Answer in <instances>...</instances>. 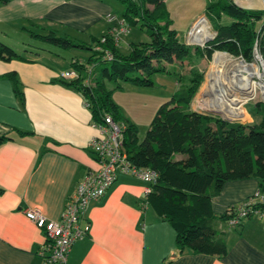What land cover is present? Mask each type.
I'll return each mask as SVG.
<instances>
[{
  "label": "crops",
  "instance_id": "1",
  "mask_svg": "<svg viewBox=\"0 0 264 264\" xmlns=\"http://www.w3.org/2000/svg\"><path fill=\"white\" fill-rule=\"evenodd\" d=\"M232 1L245 10L264 8L263 0ZM119 3L10 0L0 5V42L11 47L12 34L42 31L37 26L83 41L100 37L117 21L122 25L121 15H114ZM10 72L16 73L23 101L5 77ZM59 80L52 66L34 59L0 61V136L12 138L0 145V264H42L45 235L24 210L38 209L47 220L59 221L79 183L99 169L90 147L99 132L82 96ZM258 189L253 179L226 183L212 198L213 212L224 214ZM148 190L139 177L118 173L106 194L89 203L84 219L90 231L72 243L65 264H264V220L259 216L226 232L228 250L222 258L179 253L174 229L146 203Z\"/></svg>",
  "mask_w": 264,
  "mask_h": 264
},
{
  "label": "trees",
  "instance_id": "2",
  "mask_svg": "<svg viewBox=\"0 0 264 264\" xmlns=\"http://www.w3.org/2000/svg\"><path fill=\"white\" fill-rule=\"evenodd\" d=\"M9 1L0 0V5ZM121 4L122 25L126 29L138 27L149 37L147 43L129 44L126 52L119 49V41L111 34L116 27L80 43L70 36L57 37L56 31L39 26L37 29L46 31V36L25 31L38 40L86 53L82 62L73 58L70 63L69 71H75L77 77L59 82L82 96L93 126L103 125L104 118L110 116L122 128V150L132 169L155 173V179L148 183L146 203L174 229L178 252L189 250L222 258L228 250L226 232L256 216L252 209L264 211V204L257 201L247 207L244 218H239L237 212L244 202L220 215L212 209V198L228 182L256 180L259 195L264 197V102L254 103L248 112L254 119L252 123L226 121L193 111L191 104L204 82V72L198 70L196 62L197 58L209 62L217 52L250 62L255 46L264 59V12L242 9L232 0H214L204 14L214 38L203 46H189L180 43L171 28L166 0H121ZM226 18L232 22L222 24ZM12 60L26 61L0 42V61ZM185 61L189 67L188 84L159 108L140 141L137 126L123 115L106 84L121 80L150 87V76L165 71L162 63ZM5 77L12 81L23 101L16 73ZM16 134L25 135L20 131ZM8 141L12 138L0 136V145ZM177 154L184 158L174 159ZM233 219H238V224L230 226Z\"/></svg>",
  "mask_w": 264,
  "mask_h": 264
},
{
  "label": "rangeland",
  "instance_id": "3",
  "mask_svg": "<svg viewBox=\"0 0 264 264\" xmlns=\"http://www.w3.org/2000/svg\"><path fill=\"white\" fill-rule=\"evenodd\" d=\"M212 1L214 0H166L171 28L176 31L177 39L180 43L189 46L204 43L205 40L188 39L193 28L195 30L194 36L197 31L203 35L213 33L207 19L204 17L205 9ZM123 12L124 8L119 3L115 8L114 15L119 17ZM119 19H121V16ZM118 22L115 23L118 27H115H117L116 33L119 36L118 46L122 52H126L128 45L131 43L138 44L149 41V37L143 30L136 27L123 32ZM231 22V20L226 18L223 19L222 24H229ZM34 33L42 36L47 35V32L44 31H34ZM56 35L57 37H63L61 34ZM69 39L75 43L83 41L72 37H69ZM10 44L12 45L11 48L22 58L26 60L34 59L40 66H52L59 76L61 73L69 71L73 58H80L82 60L86 58V53L81 50L65 49L53 45L49 41L38 40L29 35V33L15 34V37L12 34ZM222 55L216 54L217 57L213 56L209 62L205 59L197 58L196 67L198 70L204 72V82L191 104V109L202 114L219 117L226 121L251 123L254 119L251 116L248 117L247 114L253 109L254 103L260 99L256 96L255 99L247 100L246 103H243L244 105L242 104L241 107L244 111L243 118L237 119L235 116L229 115L228 106L225 103L234 96V93H232L228 97L227 93L230 87H232L233 82H231L230 77L233 75L238 62L229 55V57H226L225 55L227 54L220 57ZM215 59L218 62L217 64L215 63ZM162 65L165 66V71L150 76V80L153 83L150 87H140L121 80L106 84L107 89L111 91L112 100L118 105L123 115L137 126L140 141L144 138L159 108L168 103L180 90V87L188 84L189 67L187 61L182 64L173 62L162 63ZM213 71L215 73L214 76V73L211 74ZM210 74L213 76L211 83L209 82L211 79ZM221 105L225 106V108L220 107ZM214 106L215 108H213ZM182 158H184L182 155L177 154L174 156L176 160Z\"/></svg>",
  "mask_w": 264,
  "mask_h": 264
},
{
  "label": "built area",
  "instance_id": "4",
  "mask_svg": "<svg viewBox=\"0 0 264 264\" xmlns=\"http://www.w3.org/2000/svg\"><path fill=\"white\" fill-rule=\"evenodd\" d=\"M262 11L264 12V8ZM107 17L108 21L113 20L110 15ZM120 28L123 32L127 31L123 25ZM194 31L193 28L188 39L195 38ZM111 34L116 36V41H119L116 28L112 29ZM212 34L204 43L197 46H203L206 42L212 40L215 33ZM216 54L225 55L226 53L217 52L213 56H216ZM225 56L229 57L230 55ZM230 57L236 59L238 63L233 75L230 77L233 84L227 93L228 97L229 94L234 93L235 98L234 96L231 97L233 100L229 99L226 104L231 109L232 115L240 119L244 117V111L241 107L244 102L255 99L256 96L259 97V102H264V59L256 46L253 49V59L250 62H246L240 57ZM107 58L109 59V57ZM239 64L250 71L242 70L238 67ZM76 77L75 71L60 74V79L63 80ZM246 81H249V84L246 85ZM234 99H236L235 102ZM95 127L99 132V136L90 141V147L97 157L99 169L89 172L85 179L79 183L75 192L68 198L60 220H47L38 209H26L23 212L25 218L37 229L43 231L45 235V243L40 250L42 264L66 263L67 253L72 243L86 236L90 231V224L84 219L89 203L102 198L106 194L117 180L118 173L137 176L147 183H150L156 177L155 173L149 170L138 171L130 167L126 154L122 150V128L113 122L110 116L104 118L103 125ZM256 201L264 204V197L259 195V192L238 208L239 218L246 217L248 215L247 207L256 204ZM251 213L264 220V211L252 209ZM82 221H84L83 224ZM236 224H238V219L229 222L230 226Z\"/></svg>",
  "mask_w": 264,
  "mask_h": 264
},
{
  "label": "bare ground",
  "instance_id": "5",
  "mask_svg": "<svg viewBox=\"0 0 264 264\" xmlns=\"http://www.w3.org/2000/svg\"><path fill=\"white\" fill-rule=\"evenodd\" d=\"M202 30V29H201ZM202 36V37H201ZM211 36L208 34V35H203V34H199L198 33V31L195 33V39L197 40V39H200V40H206L207 38H210ZM217 56H219V55H217ZM216 56V57H217ZM224 55H222V56H220V57H223ZM220 57H219V59H220ZM215 63L217 64L218 62H216V59H215ZM238 67L239 68H241L242 70H244V71H250L249 69H247L246 67H244V66H242V65H238ZM212 73H214V71L213 72H211V74ZM210 74V75H211ZM215 75V73L213 74V76ZM213 76L211 75V79L209 80V82L211 83L212 82V79H213ZM247 83H246V85L247 84H249V81H246ZM231 88V87H230ZM218 90V89H217ZM221 91V90H220ZM212 104V103H211ZM226 104V103H225ZM212 107V106H211ZM220 107H223L222 105L220 106ZM213 108H215V106L213 107ZM212 108V109H213ZM227 108V107H226ZM216 109H217V105H216ZM223 109V108H222ZM228 109V113H229V115H232V111H231V109L230 108H227ZM225 113H227V111H225Z\"/></svg>",
  "mask_w": 264,
  "mask_h": 264
}]
</instances>
